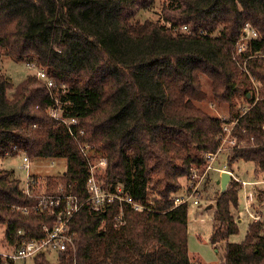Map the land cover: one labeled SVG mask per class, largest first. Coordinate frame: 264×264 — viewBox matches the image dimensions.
Here are the masks:
<instances>
[{"label": "trees", "instance_id": "16d2710c", "mask_svg": "<svg viewBox=\"0 0 264 264\" xmlns=\"http://www.w3.org/2000/svg\"><path fill=\"white\" fill-rule=\"evenodd\" d=\"M155 2L0 0V58L34 64L55 83L51 92L30 74L15 85L0 72V158L25 153L30 159H65L60 188L84 200L82 142L107 158L106 185H121L150 209L115 202L96 213L85 205L70 225L77 264H194L189 204H174L179 179L204 170L206 154L216 153L230 123L197 106L206 100L202 77L210 81L214 100L231 102L242 81L235 49L246 24L259 35L245 57L264 53V0H165L159 22L136 19ZM262 61H247L262 88L250 99L251 108L236 117L234 135L243 146L228 157L229 167L240 160L254 163L256 174H264ZM56 99L66 118H77L75 136L48 113ZM238 183L232 179L217 200L210 241H226L223 264H264V222H251L242 242H229L239 232L231 212L239 203ZM36 204L14 171L0 170L2 239L15 244L44 236L43 226L56 217L34 211ZM33 262L72 259L62 255L52 263L40 253Z\"/></svg>", "mask_w": 264, "mask_h": 264}, {"label": "rangeland", "instance_id": "374dc122", "mask_svg": "<svg viewBox=\"0 0 264 264\" xmlns=\"http://www.w3.org/2000/svg\"><path fill=\"white\" fill-rule=\"evenodd\" d=\"M164 2L165 0H156L154 5L148 10L139 11L136 15V19L141 21L152 20L159 22L163 13L162 5ZM236 56H239V62L241 63L243 70L241 72H243V74H241L242 81L240 89L233 96L231 102L214 100L211 83L208 78L203 76L201 81L202 90L206 95V100L198 103L197 106L207 114L229 120L230 123L224 125V127L227 126L229 129L228 131H224L223 129V137L220 145L223 150L218 154L217 161L214 163V167L217 168V170L209 171L202 181L197 193V198L200 200L199 204L194 205L193 202H190V204L188 203V245L189 255L193 259L194 264H223L224 262L226 241L213 245L210 238L214 232V225L216 223L214 220V213L216 211L217 200L221 193V187L219 184L221 177L220 170H223L225 165L226 170L233 172L239 180L258 182L256 185H252V183L247 185L246 191H251L254 195L253 202L250 206L251 213L259 216V220L264 222V174H256V166L252 162L240 160L232 164L230 167L228 166V157L233 152L234 147L237 145L243 146V143L239 142L234 135L236 117L246 113L251 108L252 102L250 99L256 96L258 97L262 88L256 77L248 70L247 61L249 59H258L261 61L263 60L262 62H264V53L261 52L257 57L253 54L246 58L244 53H240L237 47V49H235V57ZM37 69V67L36 69H30L27 67V64L15 62L7 57L0 58V72L9 77L15 85L23 81L30 74H35L37 76ZM10 93L11 91H9V94ZM30 161V175H34V178L44 182L46 184L45 190L49 188L50 191H55L58 187L60 188L64 185L63 174L67 168V161L65 159L37 158L31 159ZM0 170L14 171V175L21 181V186L25 187L28 176L24 170V162L21 153L0 158ZM200 172H203V170ZM179 182L181 184V189L177 194L184 195L191 180L182 177L179 179ZM238 184L239 203L237 207L232 208L231 212L234 219L239 223V232L229 238V242L235 243L242 242L245 238L249 224L251 222H256L245 209V192L241 184ZM151 194L154 195L152 192ZM3 237V229H0V240ZM48 259L52 263L57 262L56 257L53 255L49 256Z\"/></svg>", "mask_w": 264, "mask_h": 264}, {"label": "built area", "instance_id": "2783aa9c", "mask_svg": "<svg viewBox=\"0 0 264 264\" xmlns=\"http://www.w3.org/2000/svg\"><path fill=\"white\" fill-rule=\"evenodd\" d=\"M184 31L188 28L183 27ZM258 38V32L251 27L250 24H246L244 30L239 38L237 47L240 53H243L250 45L252 40ZM260 53H256L255 56H259ZM30 69H36L34 64H27ZM37 76L46 82L49 90H53L55 83L50 79L47 74L37 69ZM247 71V70H246ZM64 91V88L62 89ZM57 106L50 107L48 113L62 122V124L68 126L69 132L72 136H75L72 126L78 125L77 118H66L63 111L60 109L59 100L56 99ZM224 131H228V127L223 128ZM80 134L84 135V131L80 130ZM83 158L86 161L88 168V178L86 180V188L88 197L84 200L71 193H66L63 188L54 193H47L45 190L46 184L35 176L30 175L31 159L27 154L21 153L24 162V170L27 173L28 180L25 187L21 186L25 193L30 197H37L38 204L34 206V211L39 213H47L55 215L56 219L52 226L44 225V236L41 238L25 239L21 243L11 244L7 240H0V264H34V258L40 254L45 253L48 257L53 255L56 257L57 262L60 256H66L72 259V264H77V250H76V234L71 230V221L75 215L85 206L89 205L96 213H102L106 211L107 207L111 204L118 202L120 206L123 204L130 205L135 211L150 210L141 203L137 202L128 192H125L121 185L116 187L106 185L103 177L107 168V158L105 156L95 153L94 148L90 145L78 142ZM222 146L216 153L206 154L207 164L200 172L196 170L191 180L190 185L186 189L184 195H176L174 199L175 206L187 204L193 202L194 205L199 204L200 200L197 198V193L202 184V181L206 177L207 173L211 170H217L214 167V163L217 161L218 154L222 151ZM92 153V154H91ZM226 170V165L223 170ZM231 172V171H230ZM233 179L238 181L244 190V205L247 212L250 214L254 221H260V217L254 215L250 211V206L253 202L254 195L251 191L247 190V185H256L258 182L241 181L239 178L231 172ZM44 183V184H43ZM41 187V188H40ZM43 188V189H42ZM22 211L28 212V208H23ZM121 216L117 218L120 220Z\"/></svg>", "mask_w": 264, "mask_h": 264}, {"label": "water", "instance_id": "95a60500", "mask_svg": "<svg viewBox=\"0 0 264 264\" xmlns=\"http://www.w3.org/2000/svg\"><path fill=\"white\" fill-rule=\"evenodd\" d=\"M233 179V176L230 171H222L221 172V177H220V187H221V193L220 196H222L224 193L228 191L229 185Z\"/></svg>", "mask_w": 264, "mask_h": 264}, {"label": "crops", "instance_id": "0c3cea01", "mask_svg": "<svg viewBox=\"0 0 264 264\" xmlns=\"http://www.w3.org/2000/svg\"><path fill=\"white\" fill-rule=\"evenodd\" d=\"M34 176V175H33Z\"/></svg>", "mask_w": 264, "mask_h": 264}]
</instances>
